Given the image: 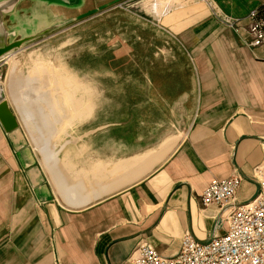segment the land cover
I'll return each mask as SVG.
<instances>
[{"label": "crops", "instance_id": "crops-1", "mask_svg": "<svg viewBox=\"0 0 264 264\" xmlns=\"http://www.w3.org/2000/svg\"><path fill=\"white\" fill-rule=\"evenodd\" d=\"M262 2L194 0L181 13H148L159 27L145 31L154 40L144 51L156 53L155 61H140L132 81L138 93L124 95L139 108L108 109L106 121L92 116L85 131L76 124L57 156L40 154L42 142L25 135L11 109L18 130L0 125V264H133L141 243L172 258L186 234L197 243L222 235L230 209L204 208L199 197L211 181L234 174L237 204L257 196L264 46L251 47L245 32L220 18L246 24ZM69 3L80 10L99 4ZM23 4L47 7L18 0L2 9L16 41L32 36L14 25Z\"/></svg>", "mask_w": 264, "mask_h": 264}, {"label": "rangeland", "instance_id": "rangeland-1", "mask_svg": "<svg viewBox=\"0 0 264 264\" xmlns=\"http://www.w3.org/2000/svg\"><path fill=\"white\" fill-rule=\"evenodd\" d=\"M41 1L47 6L43 11L31 4L17 9L14 25L26 27L32 36L0 60V83L25 135L47 144L46 150L57 156L64 152L66 138L73 140L76 124L85 131L92 116L106 121L108 109L139 108L138 101L124 95L138 93L139 85L132 81L140 61H155L156 53L144 51L154 40L146 39L145 31L159 27L148 13L157 8L181 13L194 0H162L163 5L157 0H98L81 10L72 0ZM0 23L4 41H16ZM53 105L59 108L53 110Z\"/></svg>", "mask_w": 264, "mask_h": 264}, {"label": "built area", "instance_id": "built-area-1", "mask_svg": "<svg viewBox=\"0 0 264 264\" xmlns=\"http://www.w3.org/2000/svg\"><path fill=\"white\" fill-rule=\"evenodd\" d=\"M246 21L242 24L238 19L220 18L231 31L245 32L251 47L264 46V0L249 12ZM240 183L236 174L225 180H213L199 197L204 208L230 209L222 235L207 243H197L186 234L172 258H163L151 245L141 243L135 250L133 264H264V177L257 179V196L241 205L236 201Z\"/></svg>", "mask_w": 264, "mask_h": 264}, {"label": "water", "instance_id": "water-1", "mask_svg": "<svg viewBox=\"0 0 264 264\" xmlns=\"http://www.w3.org/2000/svg\"><path fill=\"white\" fill-rule=\"evenodd\" d=\"M16 1H18V0H10L9 2L5 3L2 8H0V21H1L2 9L3 10L7 9V7H10ZM4 38H5V34L2 32L1 23H0V59L9 55V53L11 51H13L14 49L20 48V46L23 43H25L31 39L29 37V38H25V39L18 40L16 42H12L10 44H7L4 41ZM0 125L2 126L3 130L6 133H11L13 131L18 130V123H17L10 107L8 106V103L6 102L4 89H3V86L1 83H0Z\"/></svg>", "mask_w": 264, "mask_h": 264}, {"label": "bare ground", "instance_id": "bare-ground-1", "mask_svg": "<svg viewBox=\"0 0 264 264\" xmlns=\"http://www.w3.org/2000/svg\"><path fill=\"white\" fill-rule=\"evenodd\" d=\"M10 59V58H9ZM51 108L53 109V108H59L58 107V105H53V106H51ZM54 110V109H53ZM83 112V111H82ZM25 117H26V120H29L28 121V123H30V121H32L31 119H30V114H28L27 112H25L24 114H23ZM47 124H48V122L47 121H45L44 122V127L46 128V126H47ZM49 125V124H48ZM28 126V125H27ZM40 133V132H39ZM40 139V138H39ZM41 140V139H40ZM42 140H43V138H42ZM45 141V140H44ZM49 146L46 144V145H44V144H42V146H40V150H41V148H42V150H41V154H43V156L44 157H52V156H55L54 155V153L52 152V150H50V151H48V150H46L47 148H48Z\"/></svg>", "mask_w": 264, "mask_h": 264}]
</instances>
